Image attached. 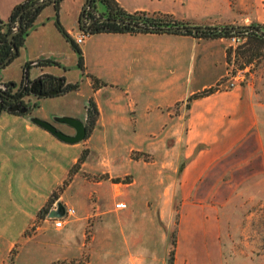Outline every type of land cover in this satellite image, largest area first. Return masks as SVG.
<instances>
[{
    "label": "crops",
    "instance_id": "0c3cea01",
    "mask_svg": "<svg viewBox=\"0 0 264 264\" xmlns=\"http://www.w3.org/2000/svg\"><path fill=\"white\" fill-rule=\"evenodd\" d=\"M115 1L129 14H166L193 26L251 25L233 13L231 0ZM261 7L252 24L264 27V3ZM66 32L73 38L85 33L78 21ZM87 33L82 52L84 57L90 52L91 71L101 82L94 100L98 117L89 137L68 144L31 122L32 117L47 122L58 117L77 118L70 112L59 111L51 119L0 115V264H19L27 252L44 255L40 259L43 264H71L78 259H83V264H98L100 258L106 259V264H168L171 242L162 220L168 225L173 211L177 233L172 264H228L227 256L229 264H264L259 262L264 253L244 257L243 252L230 251L233 242L226 251L227 244L220 240L219 213L227 201L264 179V125L259 122L264 109L250 84L193 98L224 77L228 39ZM23 60L39 63L29 70L36 73L33 76L59 78L44 69L60 64L51 56L26 52ZM85 65L89 68L87 59ZM4 72L1 80L20 83ZM64 80L65 84L74 83ZM125 116L134 133L175 136L170 160L155 162L153 174L142 170L147 164L140 160L128 156L121 160L123 154L113 160L101 159L98 148L88 146L102 136L106 145L108 131L116 130L117 121ZM63 128L66 134H74V129ZM147 142L136 151L149 152ZM83 151L90 160L80 162ZM125 162L128 170L121 175L126 179L114 181L115 169ZM69 176L73 182L57 194L55 187ZM74 185L78 188L74 215L65 218L61 227L46 215H38L44 208L56 210L58 203L70 208L65 193ZM53 193L57 197L47 205ZM118 202L126 207L116 209ZM99 217L104 227L97 224ZM98 231L105 232L108 239L99 240ZM116 231L122 235L118 241L114 240ZM147 231H160L162 237L148 236ZM35 259L23 264H35Z\"/></svg>",
    "mask_w": 264,
    "mask_h": 264
},
{
    "label": "rangeland",
    "instance_id": "374dc122",
    "mask_svg": "<svg viewBox=\"0 0 264 264\" xmlns=\"http://www.w3.org/2000/svg\"><path fill=\"white\" fill-rule=\"evenodd\" d=\"M81 1L82 0H61L57 12L54 11L53 5H47L42 8V10L38 14V17L35 19L33 26L27 31L25 42L21 49L20 57L12 61L3 70L5 71V75H9L12 78L18 79V81H21L23 67L25 65L23 54L26 52L35 53V51H39L43 55H49L56 61L60 62L59 65L45 67V71L55 73L61 80L67 78V81L74 82L72 84H77V90H67L64 94H62V96L46 98L37 101L35 106L32 107V115H37L40 117L45 116L46 118L51 119L53 116L52 114H55L59 111H65L74 114V116L77 117L75 119L86 121V108L89 105V102L92 101L95 104V92L100 86L101 82L96 79L97 77L91 71V69L94 70V67L91 63L90 52L88 51L87 56L84 57L81 44H77L82 52L83 58V68H80L78 53L71 47L70 42L67 41L57 25L58 20L60 27L65 32L67 28L77 26V12H80L82 10ZM19 2L20 0H0V21H2L3 24L7 22L13 8L21 3ZM262 3H264L263 0H231V9L233 13L236 14L238 19H248L245 23L252 24L256 21L254 19V14L259 8H262ZM232 26L241 25H238L237 22L236 25ZM69 38L75 42L77 37L73 38L69 35ZM227 51H229V49H227ZM239 57L240 58L237 59V64L242 68L243 66H247L246 71L243 72L244 82L242 84H250L253 86V92L255 94L256 100H258V103L261 104L263 107L262 109H264V46L259 50L254 51L250 58H248L249 56H247L246 58L244 57V55H241L240 50ZM86 59L89 68H86ZM246 59H250L249 63ZM34 74L36 73L30 71L31 77H33ZM180 76L184 78L186 74L180 73ZM67 85L68 84H66V86ZM103 89L104 90L99 98V101L101 100L102 102L104 101V92L106 91V88ZM259 116L260 124L264 125V112L260 113ZM85 121L83 122L85 123ZM117 122L118 127L116 128V130L111 128L108 131L106 144L107 147L105 145L104 136H102L99 141L93 139L89 143V147L92 146L93 148H98L97 151L100 152L98 153L97 151H94V156H96V154L98 153L100 155L99 158L101 159L111 158V160H113L123 154L121 160L128 156L133 160H140L142 161V163L147 164L146 166H144V168L142 166L141 167L142 170L144 169V172L148 170L149 175L153 174L154 172L155 162H159L160 160H170L169 151L171 148H173L172 145L175 143V136H165V132L164 135L153 137L142 136L140 135V131L134 133L133 130H129L133 127L130 126L131 122L126 116L125 120L121 119ZM60 126L64 127L63 125ZM263 129L262 132H264ZM92 130L90 131V133L92 132ZM96 135L98 136V134ZM145 141H148L147 147L150 146V149L148 150L149 152L136 151L137 149H139V145L141 146L144 144L143 148L145 147ZM100 144L103 145V148L107 149L100 148ZM82 153L83 161L90 160V155L88 154V152L83 151ZM148 163H150L151 165ZM128 166V162H125L123 166L120 165L119 167H117L114 171L113 180L120 181L122 179H126L125 177L127 176H123L121 174L125 173V171L128 170ZM70 176L64 184H60L58 185V187H55L58 189H56L58 191L57 194L64 192L63 190H66L67 186L70 184L69 182H73V179H70ZM99 177L102 178V175L99 174L98 178ZM76 187L77 186L74 185L71 189L68 190L67 193H65V197L70 199L71 204H69V206L73 210V207L77 203V198L75 199V193L78 191V188ZM174 213L175 211H173L168 225L166 219L162 220L164 230H167V237L171 242L170 246L168 247L169 251L173 248L171 246L173 234L175 235L176 240L177 233V221H175L176 219L174 217ZM219 213L220 224L222 225L220 240L227 244L226 251L229 250L228 245L230 244V242H233L232 246L230 247V251L237 252L239 254L243 252L242 255H244V257H246V255L257 256L264 253V179L251 186L250 188L238 193L229 201H227L225 206L222 207V209L220 208ZM66 217L67 216H63L61 217V219H64ZM20 221L21 220L19 218L17 223L18 225H20ZM97 224L99 225V227H104V220L99 217ZM148 228H151L149 224ZM115 229L117 230L118 228L115 226ZM147 233L148 236L151 235L156 239H159V236L162 237V233L160 231H157L155 233H150L147 231ZM97 236L99 240L108 239L105 232L102 233L98 231ZM89 238L90 236L87 235L86 240H88ZM119 239H122V235L118 234L116 231L114 233V240L118 241ZM102 249L104 248H100V250ZM38 254L39 253H33L32 255V252L31 254L29 252L28 255L27 252L26 255H22L20 257L21 262L19 264L25 263L28 259L30 261L31 258L35 257V264H43L41 263L42 261L40 259L43 260L44 255L39 256L40 254ZM253 261L254 263H256L255 259ZM259 262L264 263L263 258H260ZM106 263V259H99L98 264ZM227 263H231L228 256ZM53 264L63 263L56 262ZM71 264H83V259H78L76 261L72 260Z\"/></svg>",
    "mask_w": 264,
    "mask_h": 264
},
{
    "label": "flooded vegetation",
    "instance_id": "af4514ba",
    "mask_svg": "<svg viewBox=\"0 0 264 264\" xmlns=\"http://www.w3.org/2000/svg\"><path fill=\"white\" fill-rule=\"evenodd\" d=\"M27 1L28 2L34 1V2L26 4ZM41 1L43 0L22 1L20 4L16 5V6H21L19 10V14L17 15L16 18L10 21V16H9L5 24H3L2 21H0V74L6 68V66H8L12 61H14L16 58L20 56L21 49L25 42V36L27 34L26 27H27L28 19L34 13H36V11L39 10L40 12L42 8H44L47 5H53L55 11V3L57 2L60 3L61 0H50V2L44 4V6L33 7L34 4L39 3ZM88 3H89V7H87ZM111 20H115V19H112L108 16L104 6L101 4V0H84V4L78 19V27L81 31H84L86 34H88L87 32L89 33L95 32L105 24L113 23L111 22ZM116 20H120V19H116ZM251 26H255V25L251 24ZM260 36L264 37V34ZM9 58L10 60L7 62ZM37 64L39 63L36 62L25 63L23 67L22 79L18 84L14 82H4L0 78V115L4 113H9L16 115L33 116L32 107L35 106L37 101L64 94L62 93V91L66 87L65 80H61L60 78H56L51 75H45V74H42V76L37 75L30 77L29 70L32 68V66H35ZM38 66L42 68L44 67L41 65ZM26 67H28L27 72L29 75V80L26 84H24L23 79H24V73L26 71ZM68 85H74V84H68ZM52 92H57V94L50 95V93ZM203 92H207V93L209 92V94L214 93L213 91L210 90V88ZM32 118H37V117H32ZM51 123L58 130L64 133H65V131L63 130L64 128L61 127L60 125L68 127L67 125L59 124L54 121H52ZM89 133L90 132H88L87 130L86 137L89 135Z\"/></svg>",
    "mask_w": 264,
    "mask_h": 264
},
{
    "label": "trees",
    "instance_id": "16d2710c",
    "mask_svg": "<svg viewBox=\"0 0 264 264\" xmlns=\"http://www.w3.org/2000/svg\"><path fill=\"white\" fill-rule=\"evenodd\" d=\"M34 1H27V3H33ZM101 4L104 6L108 16L112 19H122L125 21L142 24L147 27H174V26H192V24L184 22V21H178L174 19L170 15L166 14H148L144 12H137V13H126L123 11L117 2L115 0H101ZM21 6H16L10 15V21L17 17L19 14ZM59 9V2L55 3V12H57ZM39 13V10L34 13L27 22V31L29 28L33 26V23ZM57 15V14H56ZM58 19V18H57ZM9 21V22H10ZM58 28H60V31L64 35V37L67 39V41L70 42L71 47L78 53L79 55V67L83 68V58H82V52L79 48V46L69 38V35L60 27L59 22L57 20ZM255 27L262 30L264 32V27L259 24H254ZM92 33H159V32H142L137 31L129 27L120 26L115 23L105 24L102 27L99 28V30L92 32ZM168 34H176V35H186V36H192L197 39H216V38H226L229 39L233 34L229 32H211V31H205V32H199L198 35L194 36L191 32H176V33H168ZM237 35H243L247 38V42L240 48L241 55H244V57L250 58V56L253 54L254 51L259 50L264 46V37L256 34L253 31L248 32H241ZM244 49V50H243ZM243 50V51H242ZM240 51L238 52V54ZM6 55V54H5ZM249 63L250 59H246ZM78 86L77 84L74 85H67L65 89L62 91V93H65L67 90H77ZM209 92H202L198 95H195L193 98H200L202 96L208 95ZM98 117V109L96 108V105L90 101L89 105L86 108V128L88 132H90L97 121ZM82 157L80 158V162L82 161ZM56 199V194L53 193L47 203V205H50L54 200ZM48 209L44 208L42 209L38 215L43 216L47 215ZM175 246V235L173 234V240H172V247ZM173 256H174V248L169 253V260L168 264H172L173 262Z\"/></svg>",
    "mask_w": 264,
    "mask_h": 264
},
{
    "label": "water",
    "instance_id": "95a60500",
    "mask_svg": "<svg viewBox=\"0 0 264 264\" xmlns=\"http://www.w3.org/2000/svg\"><path fill=\"white\" fill-rule=\"evenodd\" d=\"M50 2V0H43L39 3L33 5V7L44 6V4ZM89 7V3L87 4ZM111 22L116 23L120 26H125L132 28L137 31H150V32H159V33H176V32H191L194 36L198 35L199 32L211 31V32H229L233 35H237L241 32L254 31L258 35H263L264 32L260 29H257L255 26H218V27H208V26H174V27H147L142 24H137L125 20H111ZM10 58L7 60V62ZM28 67H26V71L24 73V84H26L29 80L28 75ZM57 92H52L50 95H56ZM54 122L59 124L67 125L68 127L74 129L73 135H68L60 130H58L51 122H47L38 118H31V122L36 126L41 127L42 129L48 131L60 141L68 143V144H76L81 141H84L87 135V130L85 123L79 119L70 118V117H61L53 119ZM66 209L61 203H58V208L56 210L49 211L46 217L49 219H61L65 215Z\"/></svg>",
    "mask_w": 264,
    "mask_h": 264
},
{
    "label": "built area",
    "instance_id": "2783aa9c",
    "mask_svg": "<svg viewBox=\"0 0 264 264\" xmlns=\"http://www.w3.org/2000/svg\"><path fill=\"white\" fill-rule=\"evenodd\" d=\"M88 35L86 33L78 34L75 43L82 44ZM247 39L242 35H232L228 39V60H227V70L222 77L212 88L213 92L229 91L244 82V71H246L247 66L243 68L237 64V59L240 58L238 52L240 48L246 43ZM231 59V60H230ZM126 204L123 202H118L115 204L116 209H124ZM74 215V210L67 208L65 211L66 218L72 217ZM49 219V217H47ZM65 219V218H64ZM64 219H49L54 222L56 227H61Z\"/></svg>",
    "mask_w": 264,
    "mask_h": 264
}]
</instances>
